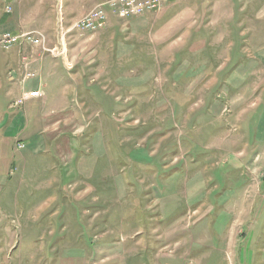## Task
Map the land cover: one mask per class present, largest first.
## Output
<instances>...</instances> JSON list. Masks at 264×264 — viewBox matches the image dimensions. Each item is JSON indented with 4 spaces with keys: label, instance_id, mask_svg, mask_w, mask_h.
<instances>
[{
    "label": "rangeland",
    "instance_id": "obj_1",
    "mask_svg": "<svg viewBox=\"0 0 264 264\" xmlns=\"http://www.w3.org/2000/svg\"><path fill=\"white\" fill-rule=\"evenodd\" d=\"M104 1L10 0L5 13L0 0V27H13L1 31L65 45L60 56L25 45L43 59L47 100L28 104L38 133L14 147L16 110L3 98L14 48L0 47V264H264V57L253 31L235 23L168 45V24L179 16L171 27L183 34L194 14L179 13L203 5L178 0L64 33ZM130 21L147 28L121 26Z\"/></svg>",
    "mask_w": 264,
    "mask_h": 264
},
{
    "label": "crops",
    "instance_id": "obj_2",
    "mask_svg": "<svg viewBox=\"0 0 264 264\" xmlns=\"http://www.w3.org/2000/svg\"><path fill=\"white\" fill-rule=\"evenodd\" d=\"M195 1H199V2L202 1L203 5L200 7L197 6L189 7L184 9V11H182L181 13H179L181 15L194 14L191 21H189V24L185 25V31L183 34H181V31L183 30L182 28L179 29V28L171 27V24L172 25L179 24L176 21L179 18V16L176 17L174 21L168 24L167 27L168 38H169L168 45H170L171 43L178 42L180 46L181 45L185 46L189 44V41H191V43L189 44V46L191 47L196 43L206 42L208 35L204 33L205 31L207 30L212 31L210 33L212 40L214 31H216L217 29L219 30L226 29L228 31V29L232 28L236 23L237 27H242L246 25L248 29L253 31L252 32L253 40H254L253 47L255 49L254 55H259L261 57H264V53L262 49H260L261 42L262 44H264V16H263L264 10L263 12L259 11L256 13L252 8L253 0H195ZM168 6H170V4ZM148 13H152V12H147L145 14ZM109 15H112V13L109 12ZM111 17H115V16L112 15ZM137 17L140 16H130L125 19H132ZM4 25L6 26L3 28L13 29L12 24L10 22L9 23L6 22L3 24V26ZM121 26H125L126 29L129 28L130 30H136V31H144L147 28V25L145 23L135 22V21L127 22L126 24H123ZM108 27L111 28L112 24H109ZM3 28L0 27V31L3 30ZM122 29H124V27H122ZM194 33H196V35H193ZM258 39L259 42L257 43ZM221 40H222V36L216 39V43H220ZM211 42L212 41H210V43ZM12 48H14L13 52H11L6 57V65L7 67L10 68L8 69V79H7L8 87L5 88L3 98L5 99L8 96L13 97L11 100L12 101L11 105H8L6 108L10 111L16 110L14 111V113L16 112L15 114L16 117L9 119L7 122V127L10 129L7 131V133L13 134L12 145L14 147V140L16 135L22 137L24 134L28 133L29 136L27 135V137H25L26 139L23 141L25 143V141H27L28 139L33 137V135H36L38 133V131L29 133L31 130L30 129L31 122L28 119L26 120L25 111L27 109V106L32 105L30 102L36 103L38 99L41 102V105L43 106V104H45V100H47V95L43 89L44 83L42 81V75H41L42 68H45V65L42 64L43 61H41L43 59L40 58L35 59L33 57L30 59L29 58L30 55L24 53L25 45H15ZM24 55H26L27 57L26 60L28 61V67H27L28 71H32L33 73H35V76L32 78L31 77L26 78L24 75L26 72L22 61V56ZM36 66L39 67L38 69L36 68L37 70L34 68ZM44 73H45V77L47 78H53L55 76V72L53 68L51 69L48 68L47 70H45ZM35 89H39L42 92L41 97L26 100L23 103L24 107H22L21 109L19 108L21 105L16 106L15 101L19 99L23 91H30ZM20 110L22 112H20ZM8 141L10 143V136Z\"/></svg>",
    "mask_w": 264,
    "mask_h": 264
},
{
    "label": "built area",
    "instance_id": "obj_3",
    "mask_svg": "<svg viewBox=\"0 0 264 264\" xmlns=\"http://www.w3.org/2000/svg\"><path fill=\"white\" fill-rule=\"evenodd\" d=\"M4 11L10 13L12 11V5L10 0H4ZM178 0H106L98 3L85 15L78 18L74 23L67 28L64 33L71 30H81L94 32L106 24L109 12L117 18L125 19L130 16H141L147 12H155L163 7L172 4ZM46 37L44 34L35 31L15 32L4 30L0 32V47L3 49H11L15 45H31L44 47ZM62 46V44H61ZM45 51L50 52L54 56L61 55V48L57 47L43 48ZM27 57L22 56L23 65L25 68V77L32 78L35 73L28 71ZM42 96V92L39 89L23 91L18 100L15 101L16 105L23 104L28 99L39 98ZM19 147H23L22 143L18 144Z\"/></svg>",
    "mask_w": 264,
    "mask_h": 264
},
{
    "label": "bare ground",
    "instance_id": "obj_4",
    "mask_svg": "<svg viewBox=\"0 0 264 264\" xmlns=\"http://www.w3.org/2000/svg\"><path fill=\"white\" fill-rule=\"evenodd\" d=\"M64 47H65V45H62V46H61V55H63V54H64V52H65V49H64Z\"/></svg>",
    "mask_w": 264,
    "mask_h": 264
}]
</instances>
